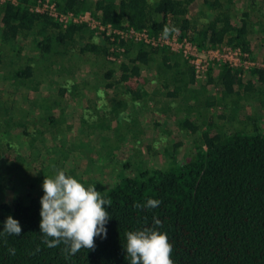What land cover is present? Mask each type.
Segmentation results:
<instances>
[{"label": "trees", "instance_id": "obj_1", "mask_svg": "<svg viewBox=\"0 0 264 264\" xmlns=\"http://www.w3.org/2000/svg\"><path fill=\"white\" fill-rule=\"evenodd\" d=\"M37 1L0 0V63L8 65L0 75V114L27 109L34 97L28 91L17 97L18 88L37 90L40 83L34 72L38 61L45 62L50 72L49 65L56 61L54 54L64 55L72 44L104 59H118L119 76L108 79L105 87L123 94L110 96L108 103H101L106 113L116 116L120 110L123 112L127 104L124 94L132 99L141 97L146 94L143 83L150 79L159 81L166 94L173 97L181 89L190 90L187 94L194 91L193 98L198 96L196 92L206 93L203 83L200 88L192 85L197 79L194 64L169 45L116 32L111 38L105 31L90 28L82 21L69 20L63 25L51 14L32 9L31 5ZM50 1L59 11L80 13L91 9L102 22L115 28H146L154 36L162 34L165 25L175 26L179 30L178 39L186 37L199 48L237 46L247 52L248 58L264 62V0H248L237 19L232 10L234 0H203L210 12L202 24L189 15L194 0ZM27 37L29 46L39 51L38 57L26 53L23 39ZM5 46L8 51L3 49ZM256 49L260 52H255ZM157 54L161 56L156 70L143 73L142 69H148ZM114 70L110 66L105 74L111 77ZM212 70L209 66L205 78L199 81L210 84L215 76L221 84V96L216 99L206 94L204 106L209 108L216 103L236 106L232 119L241 122L240 127L225 131L210 112L209 118H202L201 129L194 116H186L182 124L196 136L200 134L189 156L179 159L171 153L167 164L140 165L135 172L127 171L130 165L125 161L106 183L96 177L83 180L78 173L82 184L95 185L103 198L111 200L110 207L104 206L111 219L105 225L106 238H95L94 250L81 249L69 260L64 259L62 244L48 248L42 243L41 191H31L27 198L23 194L12 201H1L0 231L9 215L19 222L22 231L20 236H0V264H129L124 249L126 233L156 227L153 217L161 220L158 230L167 234L173 246L174 264H264V130L257 116L249 113L245 119L236 117L242 94L254 90L264 93V68L256 65L244 70L222 63L216 75ZM131 79L135 85L129 83ZM77 80L72 85L74 100L84 93L78 86L82 84L85 89L87 84L82 76ZM236 84L241 87L236 88ZM77 88L80 90L74 91ZM66 89L60 83L59 94ZM22 97L28 102L19 99ZM6 99L16 105H5ZM91 101L96 102L92 98ZM82 107L87 110L86 99ZM65 112L61 109L62 114ZM24 114L22 111L21 116ZM150 198L160 200L161 204L156 208L134 207L135 203L143 205ZM38 246L40 251H36ZM9 248L16 250L14 255L9 254Z\"/></svg>", "mask_w": 264, "mask_h": 264}, {"label": "rangeland", "instance_id": "obj_2", "mask_svg": "<svg viewBox=\"0 0 264 264\" xmlns=\"http://www.w3.org/2000/svg\"><path fill=\"white\" fill-rule=\"evenodd\" d=\"M247 2L234 0V19L238 18ZM209 12L203 0H194L189 15L202 24L208 20ZM23 42L26 53L38 57L39 51L29 46V38H24ZM3 49L8 51L9 48L5 46ZM257 51L260 52L259 49ZM12 53L9 51V54ZM160 56L157 54L154 62L149 64L148 69L143 68L142 72L148 74L151 69L155 71ZM54 58L56 61L49 65L50 72L44 66L45 62L38 61L34 72L40 83L37 90H28L24 86L18 88L19 93L15 94L19 97L20 92L28 91V95L34 97L31 105L24 110L12 108V114H0V202L12 201L23 194H27V198L31 191L44 194V176L53 178L57 170H63L70 176L75 174L78 181L80 174L83 180L96 177L106 183L123 167L125 161H129L130 165L127 171L135 172L140 165L167 164L171 153L179 159L187 157L192 153L194 140L200 134L196 136L182 124L186 116H194L201 129L204 127L202 118H209L210 112L215 114L212 118L225 131L242 125L232 119L236 110L234 105L226 107L216 103L205 108L206 94L216 99L221 96V84L215 76L210 84L199 81L201 78L193 82L194 87L200 88L199 85L203 83V88H206L205 94L196 92L198 96L195 98L191 97L194 91L187 94L190 90L186 89L179 90L176 97L170 96L159 81L150 79L143 83L146 94L141 97L132 99L124 94L127 100L124 114L120 110L115 116L111 112L106 113L101 103H108L110 96L123 94V91L105 87L108 79L119 76L118 59H104L93 51H80L75 44L68 46L64 55L54 54ZM110 66L115 68L111 77L105 74ZM217 68L212 70L215 75ZM7 69L5 62L0 63V75ZM79 76L84 77L87 84L85 89L82 84L78 86L84 93L74 100L73 80L77 82ZM60 83L67 86L62 95L58 91ZM129 83L135 85L133 79ZM170 83L173 85L171 80ZM235 87L241 86L236 84ZM79 88L74 91H79ZM258 93L254 90L242 94L236 117L245 119L249 113L257 116L264 130V105H261L264 93H259L260 96ZM91 98L97 103L92 102ZM19 99L28 102L27 99ZM85 99L88 101L86 111L82 107ZM7 103L16 105L11 100L5 101V105ZM61 109L66 112L62 114ZM22 111L26 114L21 116Z\"/></svg>", "mask_w": 264, "mask_h": 264}, {"label": "clouds", "instance_id": "obj_3", "mask_svg": "<svg viewBox=\"0 0 264 264\" xmlns=\"http://www.w3.org/2000/svg\"><path fill=\"white\" fill-rule=\"evenodd\" d=\"M179 30L175 26L165 25L161 34L167 39ZM43 196L40 198V233L42 243L48 248L61 244L65 260L75 256L81 249L94 250L95 238L107 236L105 225L111 219L105 205L111 206V200L105 199L95 185L85 187L76 178L57 170L53 178L44 176ZM161 204L158 199H148L145 204L135 203L136 208H156ZM0 236H20L21 225L12 216L3 222ZM156 227H145L126 233V259L129 264H174L171 259L173 250L166 233L158 230L162 222L153 217ZM10 255L14 248L8 249ZM36 251H40L39 246Z\"/></svg>", "mask_w": 264, "mask_h": 264}, {"label": "built area", "instance_id": "obj_4", "mask_svg": "<svg viewBox=\"0 0 264 264\" xmlns=\"http://www.w3.org/2000/svg\"><path fill=\"white\" fill-rule=\"evenodd\" d=\"M31 8L47 12L54 16L63 25H66L69 20L82 21L88 24L90 28L96 30H103L106 34L113 38L112 33L116 32L120 36H129L135 39H144L154 44L169 45L171 50L177 51L183 56L187 57L195 67L196 77L205 78L206 70L209 66L213 69L217 68L222 63H228L232 66L242 67L248 69L251 66H261L264 68V62H258L250 59L247 52H243L239 47L223 44L221 46L199 48L195 43L186 37L178 39L177 34L173 33L167 39L162 38L161 33L158 36L150 35L146 28L142 30H135L133 28L120 29L113 27L110 23H104L101 19L93 14V11L84 10L80 13H73V11H59L54 2L50 0H38L37 3L31 5Z\"/></svg>", "mask_w": 264, "mask_h": 264}, {"label": "bare ground", "instance_id": "obj_5", "mask_svg": "<svg viewBox=\"0 0 264 264\" xmlns=\"http://www.w3.org/2000/svg\"><path fill=\"white\" fill-rule=\"evenodd\" d=\"M250 59H252V58H250ZM256 66V65H255ZM252 67V66H251ZM249 69V68H248ZM244 70H247V69H244Z\"/></svg>", "mask_w": 264, "mask_h": 264}]
</instances>
